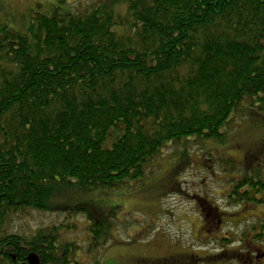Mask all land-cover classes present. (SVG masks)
<instances>
[{
	"label": "trees",
	"instance_id": "16d2710c",
	"mask_svg": "<svg viewBox=\"0 0 264 264\" xmlns=\"http://www.w3.org/2000/svg\"><path fill=\"white\" fill-rule=\"evenodd\" d=\"M0 12V264L31 254L82 264L66 235L74 225L24 222L82 215L98 255L114 226L100 200L148 187L166 155L179 175L239 117L264 124V0H50ZM218 161L242 175L235 204L259 205L264 182L224 152ZM78 190L89 199L69 196Z\"/></svg>",
	"mask_w": 264,
	"mask_h": 264
},
{
	"label": "rangeland",
	"instance_id": "374dc122",
	"mask_svg": "<svg viewBox=\"0 0 264 264\" xmlns=\"http://www.w3.org/2000/svg\"><path fill=\"white\" fill-rule=\"evenodd\" d=\"M38 2L46 5L50 0H0V11L7 9L15 14ZM234 122L224 141L197 146L198 151H193L179 175L170 174L168 158L172 156L166 155L162 167L147 181L148 187H132L129 193L100 200L97 211L110 216L114 226L108 230L109 241L98 255L87 251L91 238L82 215L66 218L57 213H37L24 224L34 228L74 225L66 235L80 244L76 259L82 264L98 260L100 264H264V241L259 239L260 235L264 238L260 226L264 223V192L257 195L262 199L259 205L248 201L236 205L232 196L242 173L264 182V124L247 117ZM252 147L262 150L261 159L249 157ZM174 149L178 150L172 148L170 153ZM223 152L243 167L240 177L221 167L218 160ZM223 169L225 175H221ZM69 196L82 201L90 197L82 190ZM202 197L216 203V210L205 203L197 204ZM109 207L117 211L106 210ZM220 219L222 223L218 224Z\"/></svg>",
	"mask_w": 264,
	"mask_h": 264
},
{
	"label": "water",
	"instance_id": "95a60500",
	"mask_svg": "<svg viewBox=\"0 0 264 264\" xmlns=\"http://www.w3.org/2000/svg\"><path fill=\"white\" fill-rule=\"evenodd\" d=\"M26 264H41L40 258L36 254H31L28 257Z\"/></svg>",
	"mask_w": 264,
	"mask_h": 264
},
{
	"label": "flooded vegetation",
	"instance_id": "af4514ba",
	"mask_svg": "<svg viewBox=\"0 0 264 264\" xmlns=\"http://www.w3.org/2000/svg\"><path fill=\"white\" fill-rule=\"evenodd\" d=\"M222 223V221L221 222H219L218 224H221Z\"/></svg>",
	"mask_w": 264,
	"mask_h": 264
}]
</instances>
